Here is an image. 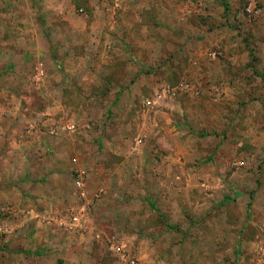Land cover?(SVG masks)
I'll list each match as a JSON object with an SVG mask.
<instances>
[{"label": "rangeland", "instance_id": "obj_1", "mask_svg": "<svg viewBox=\"0 0 264 264\" xmlns=\"http://www.w3.org/2000/svg\"><path fill=\"white\" fill-rule=\"evenodd\" d=\"M226 1L0 0V264H264V0ZM20 204L89 228L24 260Z\"/></svg>", "mask_w": 264, "mask_h": 264}, {"label": "crops", "instance_id": "obj_2", "mask_svg": "<svg viewBox=\"0 0 264 264\" xmlns=\"http://www.w3.org/2000/svg\"><path fill=\"white\" fill-rule=\"evenodd\" d=\"M56 162L58 163V160L56 159L51 160L50 158H48L47 163L44 162L47 168L43 169L42 167L40 170H37L31 167L32 170L31 169L29 170L28 173H30L31 175L38 176L42 180H45L46 178V181H44L45 183L44 186L37 187L36 189H33V188L31 189L30 194L35 195V196L26 197L29 201L33 202L32 205L35 204V206L37 207L39 205H44L45 202L49 203L52 199L59 198V194L65 188L66 183L64 185V182H62V180H66L64 176L67 177V175H69L70 172L63 173L64 175L61 174L60 173L61 170H59L60 169L59 165ZM32 163L34 164L37 162H32ZM71 164L72 166H74L72 162ZM33 166H35V164ZM42 169L45 171L42 172V175H41ZM38 173L40 174V176ZM50 176H54V179H57V180L51 181V182L47 181V179L50 180L49 179ZM89 178H91L90 175H88V180ZM20 206L21 204L17 206V208H13V213L16 214V216H17V212L23 213L22 219L19 220L21 221V223L18 224L17 227L13 230L14 232L16 230V233H15L16 235H14V237H18L17 235L23 232L25 235L31 236L32 239L29 243L26 244L27 245L25 246L26 248H24L23 250L16 251L13 254L14 256L23 258L24 260L27 259V256H29L31 252L33 255L36 253L38 258H44V255L42 257L43 250L42 249L38 250L37 246H34V241L37 240L39 243H42L43 241H47V238L42 236L38 231L40 227H51L52 228L54 225H56L55 224L56 222L54 221V217H51L49 214H47L48 213L47 210H45V212H43L42 210L38 208H31L30 210H25V209H21ZM21 226L22 228H20ZM88 228H89V225L87 224V229ZM70 234L73 235L75 233H70Z\"/></svg>", "mask_w": 264, "mask_h": 264}, {"label": "built area", "instance_id": "obj_3", "mask_svg": "<svg viewBox=\"0 0 264 264\" xmlns=\"http://www.w3.org/2000/svg\"><path fill=\"white\" fill-rule=\"evenodd\" d=\"M83 10H81L82 12ZM187 86V85H186ZM185 86V87H186ZM87 170H81L78 172V176L75 179V188L80 194H84L86 182L88 180ZM56 225L66 232L70 233H82L87 230V215L84 209H70L65 214L54 217ZM115 250H123L124 246L115 244L113 246ZM126 264H142L138 258L127 256Z\"/></svg>", "mask_w": 264, "mask_h": 264}, {"label": "trees", "instance_id": "obj_4", "mask_svg": "<svg viewBox=\"0 0 264 264\" xmlns=\"http://www.w3.org/2000/svg\"><path fill=\"white\" fill-rule=\"evenodd\" d=\"M225 7H226V9H228L229 8V6H228V3H227V1L225 0Z\"/></svg>", "mask_w": 264, "mask_h": 264}]
</instances>
